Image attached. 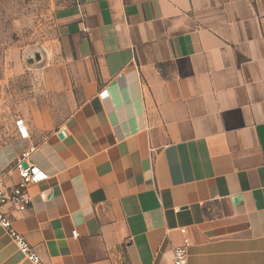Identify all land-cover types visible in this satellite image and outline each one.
Returning a JSON list of instances; mask_svg holds the SVG:
<instances>
[{
	"label": "crops",
	"instance_id": "1",
	"mask_svg": "<svg viewBox=\"0 0 264 264\" xmlns=\"http://www.w3.org/2000/svg\"><path fill=\"white\" fill-rule=\"evenodd\" d=\"M30 143L45 179L2 211L44 264H264V0H69ZM15 131V130H14ZM77 237H72V232ZM0 264H32L0 227Z\"/></svg>",
	"mask_w": 264,
	"mask_h": 264
},
{
	"label": "rangeland",
	"instance_id": "2",
	"mask_svg": "<svg viewBox=\"0 0 264 264\" xmlns=\"http://www.w3.org/2000/svg\"><path fill=\"white\" fill-rule=\"evenodd\" d=\"M69 0H0V148L16 137L13 122L39 108L38 98L62 67L55 13Z\"/></svg>",
	"mask_w": 264,
	"mask_h": 264
},
{
	"label": "built area",
	"instance_id": "3",
	"mask_svg": "<svg viewBox=\"0 0 264 264\" xmlns=\"http://www.w3.org/2000/svg\"><path fill=\"white\" fill-rule=\"evenodd\" d=\"M16 137L21 141L29 142L31 138L29 127L22 117H16L13 122ZM36 146L32 143L26 149L20 152L13 163L18 182L12 186H6L3 183V177L6 174H0V227L3 228L15 244L17 250L23 257L32 264H44L33 251L26 239L18 234L11 225L10 219L2 211L3 207L11 205L16 211L22 212L28 209L30 205V196L27 188L44 180L45 175L33 165L30 160L31 154L35 151ZM181 242L172 249L171 264H187L188 250L191 242L185 228H180ZM72 237H77L75 231Z\"/></svg>",
	"mask_w": 264,
	"mask_h": 264
}]
</instances>
